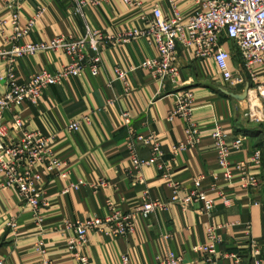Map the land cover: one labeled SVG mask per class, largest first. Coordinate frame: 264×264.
I'll return each instance as SVG.
<instances>
[{"label": "crops", "instance_id": "obj_1", "mask_svg": "<svg viewBox=\"0 0 264 264\" xmlns=\"http://www.w3.org/2000/svg\"><path fill=\"white\" fill-rule=\"evenodd\" d=\"M80 0H24L21 21L27 22L44 8V14L28 39L47 41L56 35L79 37L88 27L117 31L135 27L145 10L158 5L167 14L172 12L167 0H142L144 8L131 7L122 0H108L99 6L88 5L78 12ZM182 13L193 9L192 0H177ZM0 0V20L4 16ZM9 36V28L0 29V46ZM231 51V68L235 78L227 82L216 75L213 60H197L189 53L179 51L176 59L179 73L176 82L161 89L148 69L141 64L157 56L156 48L145 39L118 47H107L102 53L98 75L90 69L79 78H70L59 85L46 88L37 106L24 104L17 108L27 129L40 131L50 139L52 150L68 161L67 175H44V192L40 213L43 221L36 224L34 212L28 203L20 200L13 189L0 187V259L6 264H31L34 247L43 242L54 264H80L70 251L69 238L73 230L63 229L66 220L107 215L110 205L128 212L142 200L146 190L153 198L169 200L172 188L156 165L145 166L138 182L130 169L126 138L131 129L143 134L154 132L161 142V160L172 166L171 178L180 183L181 195H186L193 178L203 175V186L216 199L211 215L200 211L197 204L183 209L171 204L168 209L138 219L135 230L125 237L113 238L104 233L91 232L87 243L78 250L88 256L90 264H120L121 256L129 252L134 264H161V258L170 251L181 254L182 264H264V127L254 126L247 119L250 97L242 98L249 77L240 68V54L233 41L225 43ZM61 52L45 51L24 57L17 63L20 79L44 70L56 72L69 63ZM133 69L129 75L130 92L116 79L115 68ZM2 74L6 62L0 63ZM190 89L195 98L194 120L202 128L200 141L187 144L186 124L180 117L170 118L175 107V92ZM7 86L0 80V94ZM129 113V118L124 113ZM90 117L78 132H69L68 124L75 119ZM3 121L12 127V113H3ZM222 125L228 143L243 137V145L234 150L232 163L246 161L254 148L263 153V165L258 174L263 181L259 192L240 191L226 182L218 165L213 126ZM11 133H13L11 131ZM263 139V140H262ZM141 157H148L150 149L138 144ZM83 181L78 189L68 194L63 190ZM104 181L105 185H94ZM229 193L232 202L226 205L221 193ZM15 216L18 228L11 234L7 222ZM214 225L221 242L211 254L200 247L209 242L207 226ZM260 248L254 256L253 244Z\"/></svg>", "mask_w": 264, "mask_h": 264}, {"label": "built area", "instance_id": "obj_2", "mask_svg": "<svg viewBox=\"0 0 264 264\" xmlns=\"http://www.w3.org/2000/svg\"><path fill=\"white\" fill-rule=\"evenodd\" d=\"M24 0H3L4 16L0 20L2 32L9 28V36L4 45L0 46V63L6 62L7 72L0 80L7 90L0 94V187L15 190L23 203L31 205L36 224L40 225L43 216L40 213L42 194L44 192V175L56 174L59 177L67 175L69 163L61 159L52 150L50 139L40 131L27 129L17 108L24 104L37 106L46 88L59 85L70 78L81 77L87 69L93 75H98L102 66V53L107 47L126 45L133 40L145 39L157 50V56L146 59L141 67L148 69L152 76L159 81L161 89L167 84H174L179 73L176 59L179 51L189 53L197 60H213L216 64V75L224 81L237 80L245 84V79L235 78L231 68V51L225 43L233 41L240 54V68L249 77L248 90L250 106L248 108L251 121H261L264 117L262 105L254 103L256 95L264 103V0H192L193 9L182 13L177 0H167L172 12L167 14L163 9L154 5L145 10L139 17L138 24L132 28L109 31L90 27L82 36L56 35L47 41H32L28 39L31 31L40 22L44 8L27 22L21 21V9ZM108 0H80L78 12L88 5L99 6ZM131 7L144 8L142 0H122ZM56 51L66 54L69 63L56 72L48 70L30 74L25 79L17 75V63L24 57L40 52ZM133 69L115 68L116 79L124 87L126 94L130 92L129 75ZM175 107L170 114L180 117L186 124L187 144H197L202 135V128L194 120L196 109L194 94L190 89H179L175 92ZM12 113V127L3 121V113ZM124 117L129 118L125 112ZM90 117L72 120L68 124L69 132H78L84 122ZM11 131L13 133H11ZM214 139L218 155L219 168L223 170L226 182L244 193L254 194L260 191L263 181L258 174L263 165V153L260 148H254L246 161L231 162L234 150L240 149L244 138L239 137L228 143L222 125L213 126ZM138 144L150 149L148 157H141ZM126 150L129 167L135 172L138 182H144L141 171L145 166L156 165L165 171V178L173 192L169 200L161 197L153 198L146 190L142 200L128 212H123L110 205L107 215H92L85 218L66 220L63 229L73 230L68 246L80 264H90L87 255L80 253L79 248L88 241L91 232L104 233L113 238L125 237L135 230L138 219H147L151 214L168 209L171 204H179L183 209L191 205H199L206 215H211L216 206V199L210 197L203 186V175H196L186 195H181V185L171 178L172 166L161 160V142L158 136L151 132L143 134L131 129L126 138ZM83 181L71 184L63 190L68 194L78 189ZM105 185L104 181L95 184V188ZM229 193H221L226 205L232 202ZM9 232L17 233L18 223L15 216L7 222ZM208 243L200 249L206 254L214 252L221 238L214 225L207 226ZM254 256L260 255V248L253 244ZM31 264H54L48 255L43 242L34 247ZM181 254L170 251L161 258V264H182ZM0 264H6L0 259ZM120 264H134L129 252L121 256ZM256 264H262L260 260Z\"/></svg>", "mask_w": 264, "mask_h": 264}, {"label": "rangeland", "instance_id": "obj_3", "mask_svg": "<svg viewBox=\"0 0 264 264\" xmlns=\"http://www.w3.org/2000/svg\"><path fill=\"white\" fill-rule=\"evenodd\" d=\"M256 90L254 89V103L255 104H259V105H262L263 106V109H264V103L261 101V99L259 98V95H256ZM249 111L247 110V119L249 120V122H251L252 124H253V126H254V123L255 124H262V127H264V117H262V119L263 120H261V121H251L250 120V117H249ZM264 139V138H263ZM262 139V140H263Z\"/></svg>", "mask_w": 264, "mask_h": 264}, {"label": "water", "instance_id": "obj_4", "mask_svg": "<svg viewBox=\"0 0 264 264\" xmlns=\"http://www.w3.org/2000/svg\"><path fill=\"white\" fill-rule=\"evenodd\" d=\"M248 95H249V90H248V88H247V90L245 91V93H244V95H243V97H242V98H247V97H248Z\"/></svg>", "mask_w": 264, "mask_h": 264}]
</instances>
